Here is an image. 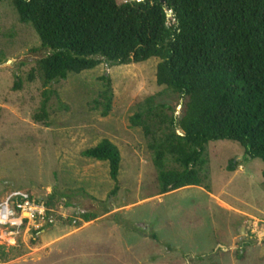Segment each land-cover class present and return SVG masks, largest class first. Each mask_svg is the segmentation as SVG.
Returning <instances> with one entry per match:
<instances>
[{
	"label": "rangeland",
	"instance_id": "1",
	"mask_svg": "<svg viewBox=\"0 0 264 264\" xmlns=\"http://www.w3.org/2000/svg\"><path fill=\"white\" fill-rule=\"evenodd\" d=\"M41 45L12 4L1 3L0 206L22 194L50 207L35 218L24 212L21 227L0 231V264H264L261 160L237 143L212 142L210 189L161 194L147 140L130 122L150 96L182 107L157 85L160 61L104 64L45 88L38 76L28 81L49 55ZM104 76L114 90L107 117L94 105ZM48 91L49 126L33 119ZM103 140L122 155L115 193L109 163L83 156Z\"/></svg>",
	"mask_w": 264,
	"mask_h": 264
},
{
	"label": "trees",
	"instance_id": "2",
	"mask_svg": "<svg viewBox=\"0 0 264 264\" xmlns=\"http://www.w3.org/2000/svg\"><path fill=\"white\" fill-rule=\"evenodd\" d=\"M3 2H10L20 21L35 29L40 50L49 52L29 82L38 76L49 88L104 64L160 61L157 85L181 99L182 109L154 95L138 104L130 122L147 140L161 194L210 189L212 142L237 143L249 159L264 163V0ZM102 80L104 90L94 105L107 117L114 90L109 76ZM19 81L15 89H21ZM50 94L44 93L36 123L49 126ZM83 156L109 163L114 193L119 190L122 155L116 145L103 140ZM236 169L231 162L228 171Z\"/></svg>",
	"mask_w": 264,
	"mask_h": 264
},
{
	"label": "built area",
	"instance_id": "3",
	"mask_svg": "<svg viewBox=\"0 0 264 264\" xmlns=\"http://www.w3.org/2000/svg\"><path fill=\"white\" fill-rule=\"evenodd\" d=\"M46 208V205L37 203L28 195L17 194L13 202L0 206V231L21 227L24 212H29L34 215L32 218H35L43 215ZM10 235H13V232H10Z\"/></svg>",
	"mask_w": 264,
	"mask_h": 264
},
{
	"label": "water",
	"instance_id": "4",
	"mask_svg": "<svg viewBox=\"0 0 264 264\" xmlns=\"http://www.w3.org/2000/svg\"><path fill=\"white\" fill-rule=\"evenodd\" d=\"M181 109H182V107L179 108V110H181ZM241 234H243V233H241Z\"/></svg>",
	"mask_w": 264,
	"mask_h": 264
}]
</instances>
